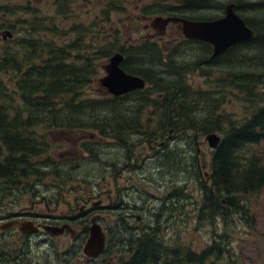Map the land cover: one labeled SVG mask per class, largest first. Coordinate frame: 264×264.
<instances>
[{
  "label": "rangeland",
  "instance_id": "obj_1",
  "mask_svg": "<svg viewBox=\"0 0 264 264\" xmlns=\"http://www.w3.org/2000/svg\"><path fill=\"white\" fill-rule=\"evenodd\" d=\"M26 1L28 0H0V6L17 5L22 7L26 6ZM50 1L30 0L31 6L37 12L31 11L29 15H22L14 10L15 15H11L9 18L6 16L0 18L10 23L16 21L17 18L30 19L31 17L35 19V23L45 16L52 18L53 11L49 5ZM227 2H233L237 6L236 12L243 21L245 19L253 27L257 25L264 27V0H213L211 3L199 1L197 4L203 7L195 10L190 9L189 4L175 10L168 3L152 5L151 0H127L122 3L120 12L109 15L107 22L99 21L98 17L94 16L98 15L101 7L99 0H90L89 5L82 4L80 0H75L71 2L73 3L71 4L72 8H74L71 14L66 17H54V20L57 25L65 29L71 23L85 24L94 17L96 24L91 33H96L97 39L92 46L95 45L102 52L104 50L101 48L102 46L115 41L112 48L121 47L125 50L143 43L145 37L141 26L136 25L142 24L136 20V16L155 12L160 14L163 11L173 9L170 11L190 20L211 19L223 14V7ZM1 24L0 34L7 30L4 28L5 22ZM18 33L19 27L15 25L11 38L2 41L0 35L1 55L6 49L10 50L15 46V41L21 38V34ZM147 34H152V32L148 31ZM167 34L161 35L162 39L154 41L163 52V59L166 60L168 57L180 71L183 69H179V67L186 68L182 78L193 90L212 95V105L215 107V111L211 113L213 116L223 114L231 120L239 121L245 111L252 106L247 102L244 93L241 94L239 90L230 87L228 72L231 68L237 70L241 68L249 71L255 70L260 74L261 69L257 68L258 65H262L263 60L259 59L256 62L257 66L245 64L247 56L254 55L261 58L259 53L249 52L245 55L241 51L233 50L221 57L222 60L220 59L215 65L207 66L206 60L209 58L210 52L205 49L206 47L197 42L183 41L170 46L165 41L174 36L169 37ZM32 36L30 37L32 40L38 39V37H42L40 39L48 37L54 44L61 46H70L73 42L78 50L70 51V57L68 54L63 63L71 64L74 67L84 64V61L83 63L81 61L70 62L74 61L72 60L73 56L84 55V45L87 39L89 43V37L77 41L71 33H63L62 36H58L59 38H52L42 31L35 32V29ZM113 36L116 37L115 40H112ZM144 56L146 57L144 58ZM131 58L136 60L133 67L146 68V61L148 64L156 66L150 55L132 54ZM91 63L93 67L95 66L94 71L88 76V82L79 86L78 89L80 95L77 98L82 100L100 98L105 95V92L100 90L97 85V80L103 75L101 70L103 60H92ZM166 64L167 62L160 68L154 67V73L162 75L161 78L165 81H170L169 77L166 76L168 71ZM81 75L84 77L85 73H81ZM12 78L13 74L7 76L0 74L1 86L10 90L12 83L9 79ZM257 92L264 95V78L257 86ZM259 103L264 105V102ZM14 105L21 107L18 96ZM10 106L13 107V103ZM127 107V101L118 102L114 105L115 120H113L115 123L119 122L116 121L120 120L119 114H124ZM202 107H205V104L203 99L198 97L197 108L201 110ZM105 112L100 111L99 114L102 116ZM205 114L207 113H195L197 126L195 131L180 133L169 131L167 134L163 133L161 139L150 142L140 135L131 133L115 134L112 139H108L89 131L60 132L47 131L42 126L35 127L34 136L47 142L49 149L45 150L43 147L45 151L39 157L31 158L30 161L33 164L39 162V165L46 163V161L63 162L62 165H67L71 169L65 170L64 173L58 172V175H62V178L65 175L69 187L67 185L63 188L57 187L53 177L48 173V169L42 171L48 176L42 175L39 179L30 177L24 181L27 183H20L16 188L10 187L6 190V183H3L0 195V219L4 208L13 211H32L39 215L52 214L54 211L55 214L60 211L66 214L68 212L67 204L71 209L75 208L74 197L90 193L93 202L96 203L99 200L101 208L96 213L105 236L114 235L117 237L121 233L124 236L138 235L146 230V234L154 236L156 242H161V246L168 248V250L175 249L178 254H181L182 249L188 248L197 255L209 248L210 245L214 244L216 247L221 245L219 242L222 241L223 237L224 246L230 248L228 250L229 255L227 253H220L218 257L211 255L203 264H229V258L232 259V264L234 262L238 264H264V187L255 195L241 199L245 210L244 215L231 214L227 210H222L221 213L217 214L218 216L213 217L211 200L204 198L200 186L205 185L207 189H210V182L207 181L206 176L209 173L210 158L213 152V149L207 146L204 137L213 133L221 139L223 135L220 132L223 129L221 125L216 131L211 129L206 133L200 131L199 127L210 126L204 118ZM62 119L64 118L62 117ZM90 139L93 140L92 143L89 141ZM161 143L163 145L159 146ZM84 145L92 148L91 155L86 154L83 148L87 149L88 147L82 148ZM166 148L172 149L171 152H176L173 153L176 160L179 158L178 154H186L184 164L186 167L184 169L181 168L183 164L180 165L179 160L176 164L173 157L166 160L162 156L166 152ZM244 150L241 152H247L244 158L249 155L256 157L264 167V141L246 151ZM66 151L69 153L68 157L64 156ZM58 154L63 156L58 157ZM191 156L194 160L193 166L189 165ZM173 164L174 166L170 167ZM204 174L205 176H203ZM203 179L205 180L203 181ZM77 186L79 191L74 189ZM60 191L61 195L65 196L58 201L57 194ZM115 197L116 200H114ZM125 207L129 208V212ZM133 208L138 209V212L134 213ZM147 208L149 209L147 210ZM72 214L74 215V211ZM136 216H138L137 220ZM119 218L123 220H119ZM86 238L84 239L86 240ZM1 240H8L10 242L4 241V243L13 246L17 245V241L16 244L13 243L17 240L13 233L3 235L0 231V244ZM30 240L32 242V264H57L53 251L57 254H65L67 264H117L120 259L125 258V251L119 250V246H112L107 254L102 255L99 259L86 258L80 252L83 241L73 240L67 234L50 238V236L41 233ZM212 242L213 244H211ZM76 243L79 245V254L72 256L71 248H74L73 244ZM35 255H40L44 261L36 259Z\"/></svg>",
  "mask_w": 264,
  "mask_h": 264
},
{
  "label": "trees",
  "instance_id": "obj_2",
  "mask_svg": "<svg viewBox=\"0 0 264 264\" xmlns=\"http://www.w3.org/2000/svg\"><path fill=\"white\" fill-rule=\"evenodd\" d=\"M74 1L51 0L49 5L53 11V17L45 16L36 23L35 19L31 17L30 19L17 18L11 23L0 18L1 28V23L5 22L4 28L12 34L15 25H17L19 27L18 34H21V38L15 41L16 44L13 48L3 51V55L0 54V74L6 76L13 74V78L9 79L12 83L10 90L2 87L0 82V195L3 183H6V190L10 187L16 188L20 183H27L24 181L30 177L39 179L42 175L48 176L47 173H42L43 169H48V173L53 177L57 187L62 188L69 183L67 178L65 179V175L64 179L62 175H58V172L64 173L65 170L71 169L69 166L65 167L63 171L61 167V170L58 171L55 163L51 165L52 163L46 161L39 165V162L33 164L30 161L31 158L39 157L45 151L41 138L37 140V146L29 144L33 141L30 136L33 135L35 127L42 126L47 131L60 132L89 131L108 139H112L115 134L131 133L140 135L150 142L161 139L162 134H167L169 131L179 133L195 131L197 126L194 115L196 112H204L207 113L204 118L211 128L210 126H201L199 127L201 132L206 133L209 129L216 131L219 125L223 128L220 130L223 135L213 149L210 158L207 176L210 189H207L205 185L200 186L204 198L211 200L213 217L218 216L217 214L222 210H227L231 214L244 215L245 210L241 199L255 195L264 187V167L260 164V160L251 155L244 158L247 152L241 153L244 149L247 150L264 141V105L259 103L264 102V95L257 92V86L264 78V27L258 25L253 27L244 19L245 25L253 32L252 38L229 47L212 60L209 58L206 60L207 66H213L218 63L221 57L233 50L241 51L245 55L249 52L259 53L261 58L254 55L246 57L245 64L247 66H257L256 62L259 59L263 60L262 65H258L257 68L261 69L260 74L255 70L249 71L241 68L239 70L231 68L228 72L230 87L239 90L241 94L244 93L247 102L252 106L245 111L239 121H236L223 114L213 116L211 113L215 111V107L212 105V95L196 92L189 87L182 78L186 68L179 67V69H183L180 71L168 57L166 60L163 59L164 54L157 45L143 42L124 50L121 47L112 48L115 43L113 41L102 46L101 48L104 50L100 52V49H97L95 45L92 46L97 39L96 33H91L96 24L94 17L85 24L71 23L65 29L57 25L54 17H66L71 14L74 10L71 2ZM89 1L80 0L82 4L86 5H89ZM99 1L101 7L98 15L94 16L98 17L99 21L107 22L109 15L120 12L122 3L127 0ZM25 5L22 7L17 5L0 6V17L9 18L11 15H15V11L22 15H29L31 11L37 12L31 6L30 0L26 1ZM196 6V2L188 5L193 10ZM34 29L35 32L42 31L52 38H59L58 36H62L63 33H71L77 41L89 37V43L87 39L84 45V55L73 56L72 60L74 61L70 62L81 61L83 63L84 61V64L74 67L71 64L63 63L68 54L70 57V51L78 50L76 44L72 42L70 46L56 45L48 37L43 39L38 37V39L32 40L30 37H33ZM115 39L116 37L113 36L112 40ZM202 45L208 49L207 44ZM115 52L122 54L124 58L120 68L127 74L141 77L145 82V88L120 97L104 95V97L89 100L77 98L80 95L79 86L87 83L88 76L94 71L95 66H92V60L102 59L104 64ZM140 53L150 55L156 66L150 65L146 61V68L133 67L136 60H133L131 55ZM166 62L168 68L166 76L170 81H165L161 78L162 75L154 73V67L160 68ZM240 64H242L241 61ZM81 73H85V76L83 77ZM156 75L157 77H155ZM17 96L21 107L14 105ZM198 97H201L205 104L201 110L197 108ZM124 101L128 102L127 110L124 114H119L120 120H116L119 122L115 123L114 105ZM11 103H13V107L10 106ZM100 111L106 112L101 116ZM203 122L205 124V121ZM82 148L86 154H92V148L88 145H84ZM171 150L166 148V152L162 154L166 160L176 153ZM178 155L180 165L183 164L181 168L184 169L186 154ZM174 160L176 159L174 158ZM178 160L175 161L176 164ZM193 164L194 160L191 156L189 165L193 166ZM173 166L174 164L170 167ZM1 181H3L2 184ZM14 237L17 238L13 242L16 244L17 241L16 246L4 243V241L10 242L8 240H1L0 264H32L31 241L20 236ZM113 237L115 236L106 235L105 252H108L112 246H119V250L125 251V258L120 259L117 264H203L207 255L217 257L220 254L219 249L212 250L210 247L198 255L188 248L182 249L181 254H178L175 249L168 250L161 246V242L157 243L156 238L151 234H146L145 231L138 235L128 236L121 233L114 240ZM73 245L71 255L77 256L79 245L78 243ZM52 253L56 262L68 263L65 254H57L55 251ZM35 257L44 261L40 255H35Z\"/></svg>",
  "mask_w": 264,
  "mask_h": 264
},
{
  "label": "water",
  "instance_id": "obj_3",
  "mask_svg": "<svg viewBox=\"0 0 264 264\" xmlns=\"http://www.w3.org/2000/svg\"><path fill=\"white\" fill-rule=\"evenodd\" d=\"M155 2H172L175 4H188L194 0H154ZM233 5H227L224 9V15L215 20L207 21H190L187 19H177L172 17L154 18L152 23L164 28L170 22L179 24L177 29L180 30L184 39L195 40L209 44L212 47L210 59H213L227 50L229 47L247 41L252 38V31L244 24L243 20L232 10ZM9 31L1 33L2 40L10 38ZM122 55L119 53L112 54L102 67L103 75L97 80L100 88L106 91L111 97H119L135 90H142L145 82L138 76L125 73L120 68ZM207 146L214 149L219 137L211 133L204 137ZM15 225L19 228H25L29 233L35 232L37 228H41L46 234L51 236L61 235L64 230L69 231L66 226L53 227L42 225L34 226L30 222L18 223L13 222L9 226ZM3 229L0 225V230ZM104 245V235L99 225L94 222L88 228V236L82 247V253L87 257H95L98 255Z\"/></svg>",
  "mask_w": 264,
  "mask_h": 264
},
{
  "label": "flooded vegetation",
  "instance_id": "obj_4",
  "mask_svg": "<svg viewBox=\"0 0 264 264\" xmlns=\"http://www.w3.org/2000/svg\"><path fill=\"white\" fill-rule=\"evenodd\" d=\"M199 1H204L205 3H211L213 0H194L193 2H196V3L198 2L199 3ZM193 2H190L188 4H191ZM157 3H164V4L168 3L175 10L181 9L182 7L188 5V4H184V5L175 4V3H172V2H155L154 0H151V4L152 5H155ZM230 4L233 5L232 10L237 14V12H236V7L237 6H235V4L233 2H227V4H225L224 7H223V11H222L223 14L221 16H219V17H213L211 19H192V20H190V19H187V18H184L182 16L177 15L176 12L173 13V11H170V10H173V9H170V10L163 11L160 14H159V12H155V13H151V14H141L139 16H136V20L138 22H142V24L139 23V24H136V25H140L141 26V29L145 33V37L143 39V42L148 43V44L156 45V42H154V41L156 39H162L161 35L164 36L166 33H168L167 35L169 37L174 36V37L169 38L168 40L165 41V43L169 44L170 46L176 45V44H178V43H180L182 41L183 42H197V43H200V44H207V43L199 42V41H191V40L187 41V40H185L182 37L180 30L177 29V25H179V24L168 22L164 26V28L162 29L159 26L153 24L152 23V19H154V18H163L164 19V18H167V17H172V18H177V19H187V20H190V21L215 20V19L221 18L224 15L225 7L227 5H230ZM202 7L203 6L197 4L195 9L202 8ZM151 15H153V16H151ZM162 16H164V17H162ZM148 31L152 32V34H147ZM207 45H208V50L210 52V55H209V59H210V56H211V53H212V47L209 44H207ZM123 60H124V58H123ZM210 60H212V59H210ZM100 90L104 91V89H102V88H100ZM34 135L35 134L30 136V138H32L31 140H33L32 143L31 142L30 143L28 142V143L29 144H33L34 146H37V144H38L37 140L40 139V138L36 137ZM46 141H48V140L46 139ZM89 141H91V143L93 142V140H91V139ZM42 144H43V146L46 149H49V144L47 142H45L43 140ZM161 145H163V144L161 143L159 146H161ZM59 156H63V155L62 154H58V157ZM64 156L68 157L69 153L67 151L64 152ZM50 163H52L51 165H53L54 162H50ZM61 163H63V162L55 163L56 164V169H58V171L61 170V167H62V171H63L64 168L67 166V165H64V164L62 165ZM51 165H50V167H51ZM203 176H205V174ZM1 184H2V182H1ZM68 185L69 184H67V186ZM74 189L76 191H79V187L78 186L75 187ZM64 196L65 195H61V191H60L59 194H57V200L59 201V200H61V198L63 199ZM116 197H117V192H116ZM116 197H115L114 200H116ZM73 202L75 204V208L71 209L69 207V204H67L68 212L66 213V214H70L72 216H67L65 213H63L61 211L59 213H57V214H55V211H54V212H52V214L39 215V214L33 213L32 211H29V212L25 211V210L13 211L11 209L8 210V209L4 208L3 212L1 213V219H0L1 220V227L3 228V229H1V234L4 235V234H8V233H13L14 236H20V237H23L26 240L31 241L30 239H32L33 237L39 236L41 233H44L45 235H47L45 232L42 231V229L39 226H42V225L53 226V227L66 226L69 229L70 232L64 230L62 235H60V236H50V238L61 237V236H64L65 234H67L71 239L78 240V241H81V242L83 241V243H84V241H85L84 238H86V236L88 234V228L91 225V223L94 222V223H96V224H98L100 226L99 220H98V214L96 213V211L99 208H101V207L99 206V200L96 203L93 202V198H92V195L90 193L82 194L79 197H77V196L74 197L73 198ZM125 208H127V212H129V208L128 207H125ZM148 209L149 208H147V210ZM73 211H74V215L72 214ZM132 211H134V213H137L138 209L133 208ZM135 218L137 220L138 216H136ZM119 220H123V219L119 218ZM13 222H18V223L30 222L31 224H33L34 226L39 227V228L35 232L29 233L28 231H26L25 228H19V227L15 226V225L9 226V224H11ZM101 231L103 232V235H104L103 249L97 256H95L94 258H90L91 260L99 259L102 255L107 254V252H105L106 236L104 234V231L103 230H101ZM144 231H146V230H144ZM84 234H85V237H84ZM83 243H81V246H80V252L81 253H82L81 250H82ZM219 243H221V245H217V247H216L213 244V242H212L211 244H213V245H210L208 247H210L212 250L219 249L220 253H227L229 255L228 250L230 248H228L226 245L224 246L223 237H222V241H220ZM208 258H209V256L207 255V259ZM231 260L232 259L230 258L229 259V262H230L229 264H232ZM57 264H60V263L57 262ZM234 264H238V263L234 262Z\"/></svg>",
  "mask_w": 264,
  "mask_h": 264
}]
</instances>
